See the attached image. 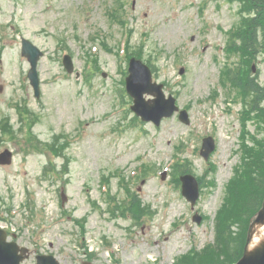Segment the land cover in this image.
<instances>
[{
	"label": "rangeland",
	"instance_id": "374dc122",
	"mask_svg": "<svg viewBox=\"0 0 264 264\" xmlns=\"http://www.w3.org/2000/svg\"><path fill=\"white\" fill-rule=\"evenodd\" d=\"M239 5L0 0V126L9 127L0 132V151L13 153L10 164L0 165V226L30 249L21 264H35L37 253H51L60 264H180L216 249L217 224L247 159L244 145L253 133L263 134L245 111L249 96L227 78L243 66L225 51L229 32L249 16ZM21 37L42 51L38 97ZM131 57L150 62L153 79L187 110L189 123L177 112L159 126L134 115L124 86ZM255 57L253 73L264 85L261 46ZM33 113L40 119L23 141L18 130L24 114ZM207 135L214 149L204 159L199 150ZM182 164L199 182L193 207L181 193L176 168ZM236 221H227L226 232L237 230Z\"/></svg>",
	"mask_w": 264,
	"mask_h": 264
},
{
	"label": "trees",
	"instance_id": "16d2710c",
	"mask_svg": "<svg viewBox=\"0 0 264 264\" xmlns=\"http://www.w3.org/2000/svg\"><path fill=\"white\" fill-rule=\"evenodd\" d=\"M237 1L240 3L239 11H247L249 16L244 24L239 25L235 40L229 46L231 51L241 57L243 63L242 69L236 71L230 80L241 94L250 95L251 109L245 111L248 112V118L255 119L258 130L263 134L260 137L252 134L249 140L251 144L244 145L243 154L247 155V159L245 158L243 169L241 172L237 171L231 184L235 183L230 187L231 205L224 210L217 224L216 249H205L200 255L193 253L180 259V264H229L236 261L244 248L249 220L260 207L264 193V105H261L264 100V86L251 74V63L256 58L259 46L264 51V0ZM4 124L0 126L2 134L9 131V127ZM185 171L187 169L183 164L181 168H176L177 174ZM229 220L240 223L234 232H226V223Z\"/></svg>",
	"mask_w": 264,
	"mask_h": 264
},
{
	"label": "water",
	"instance_id": "95a60500",
	"mask_svg": "<svg viewBox=\"0 0 264 264\" xmlns=\"http://www.w3.org/2000/svg\"><path fill=\"white\" fill-rule=\"evenodd\" d=\"M21 52L30 62L28 77L33 86L34 92L38 95V77L36 64L41 54L40 50L29 40L22 38ZM63 63L67 71L71 72L73 65L68 55L64 56ZM129 75L126 78V89L133 97L131 109L140 115L143 120H151L156 125L162 117L170 116L178 107L172 95L165 98L162 91V84H157L151 79V71L138 59L131 58L129 62ZM77 74V73H76ZM151 94L154 98L146 100L144 94ZM179 118L185 123L189 122L186 110L179 112ZM214 149V142L211 136L203 139L201 154L207 158L208 154ZM11 152L4 150L0 153V163H10ZM182 193L193 205L198 196V185L195 178L190 174L181 175ZM193 218L199 222L201 217L197 214ZM259 226H264V196L259 210L251 218L246 243L242 256L232 264H264V236L252 247H249L254 234ZM6 231L0 228V264H19L21 260L28 256V249L20 247L14 240L7 241ZM36 264H59L53 255L40 254L36 256ZM83 264H90L84 262Z\"/></svg>",
	"mask_w": 264,
	"mask_h": 264
},
{
	"label": "bare ground",
	"instance_id": "6f19581e",
	"mask_svg": "<svg viewBox=\"0 0 264 264\" xmlns=\"http://www.w3.org/2000/svg\"><path fill=\"white\" fill-rule=\"evenodd\" d=\"M263 236H264V226H259L256 230V233L253 236V239L249 247H252L254 244H256Z\"/></svg>",
	"mask_w": 264,
	"mask_h": 264
}]
</instances>
